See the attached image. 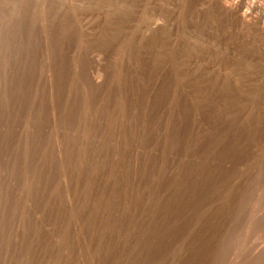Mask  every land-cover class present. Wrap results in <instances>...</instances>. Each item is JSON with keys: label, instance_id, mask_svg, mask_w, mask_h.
Segmentation results:
<instances>
[{"label": "rangeland", "instance_id": "rangeland-1", "mask_svg": "<svg viewBox=\"0 0 264 264\" xmlns=\"http://www.w3.org/2000/svg\"><path fill=\"white\" fill-rule=\"evenodd\" d=\"M210 5V0H0V264H114L117 255L120 264L140 256L147 262L140 264L255 263L264 233L249 236L256 229L247 226L260 218L253 211L264 218V100L257 105L264 57L239 27L219 25ZM241 78L249 79L251 89L242 104L227 86ZM245 108L250 112L229 134L227 119ZM227 145L242 155L233 157Z\"/></svg>", "mask_w": 264, "mask_h": 264}, {"label": "bare ground", "instance_id": "bare-ground-1", "mask_svg": "<svg viewBox=\"0 0 264 264\" xmlns=\"http://www.w3.org/2000/svg\"><path fill=\"white\" fill-rule=\"evenodd\" d=\"M211 1V8H212V14H214V16H215V18L220 22L219 23V25H221V26H225V25H230V28H232L233 26H235L236 28H238L239 27V29H240V32H242V34H243V37L245 38L244 40H246V41H248V42H250V40L251 39H253V42L252 43H254V44H256V46L258 47V53L259 52H261V55H262V57H264V0H210ZM208 8V7H207ZM134 12V11H133ZM43 17V16H42ZM41 17V18H42ZM44 19V18H43ZM213 20V19H212ZM105 21V20H104ZM214 21V20H213ZM107 22V21H106ZM211 22V21H210ZM211 23H215V22H211ZM210 24V23H209ZM106 25V24H105ZM214 25H216L215 27H213V28H215V30L217 31L218 29L220 30V28H218V27H220V26H217V24H214ZM212 26V25H211ZM212 28V27H211ZM228 28V27H227ZM226 28V29H227ZM223 29H225V28H223ZM233 29V28H232ZM215 30H214V32H215ZM228 30V29H227ZM226 30V31H227ZM107 31V30H106ZM212 31H213V29H212ZM222 31V30H221ZM234 31V30H233ZM223 32V31H222ZM235 32H237L236 31V29H235ZM239 32V33H240ZM213 33V32H212ZM229 33V32H228ZM213 34H215V33H213ZM218 34V33H217ZM216 35V34H215ZM214 35V36H215ZM222 34L220 33V36H221ZM223 35H224V32H223ZM226 35V34H225ZM224 35V36H225ZM232 35V34H231ZM236 35V34H235ZM219 36V35H218ZM5 38V37H4ZM214 38V37H213ZM240 37H238V39L237 40H239V43H240V39H239ZM211 39V38H210ZM218 39H221V38H218ZM223 39V38H222ZM234 41V40H233ZM246 41L244 42V43H246ZM238 42V41H237ZM242 42H243V40H242ZM11 43V42H10ZM14 43V42H13ZM251 43V42H250ZM230 44V43H229ZM12 45H14V44H12ZM11 45V46H12ZM243 45V44H242ZM246 45V44H245ZM251 45V44H250ZM249 45V46H250ZM253 45V44H252ZM211 46V45H210ZM240 46V45H239ZM254 46V45H253ZM255 46V47H256ZM18 47V46H17ZM218 47V46H217ZM244 47H246V46H243V48ZM242 48V47H241ZM249 48V47H248ZM251 48V47H250ZM249 48V49H250ZM256 50H257V48H255ZM216 50V49H215ZM242 50V49H241ZM13 51H15V49L13 50ZM16 51H17V49H16ZM244 51H247L246 50V48L244 49ZM243 51V52H244ZM12 52V51H11ZM225 52V51H224ZM216 53V52H215ZM219 53V52H218ZM251 53V52H250ZM244 54H245V52H244ZM248 54V53H247ZM11 55V54H10ZM111 55V54H110ZM227 57H229V56H227ZM125 59V58H124ZM48 60V59H47ZM59 60V59H58ZM215 60V59H214ZM213 60V61H214ZM227 62V61H226ZM19 63V62H18ZM238 63H240V59H238ZM237 63V64H238ZM242 63H243V61H242ZM257 63V62H256ZM241 64V63H240ZM244 64V63H243ZM12 65V64H11ZM242 65V64H241ZM18 66V65H17ZM8 67V66H7ZM22 67V66H21ZM62 67V66H61ZM237 67V66H236ZM242 68V67H241ZM247 68V67H246ZM263 68H264V65H263ZM243 69H245V68H243ZM219 70H220V68H219ZM229 70V69H228ZM246 70V69H245ZM252 70V69H251ZM217 71V70H216ZM11 72V71H10ZM98 72V71H97ZM182 71H180V73H181ZM210 72H212V70H210ZM240 72V71H239ZM243 72V70L241 71V73ZM246 72H247V70H246ZM256 72V71H255ZM27 73V72H26ZM81 73V72H80ZM183 74H184V72H182ZM181 73V74H182ZM2 74V73H1ZM192 74H194V73H192ZM221 74V73H220ZM223 74V73H222ZM231 74H232V72H231ZM262 74V73H261ZM225 75V74H224ZM244 75V74H243ZM246 75H247V73H246ZM184 76V75H183ZM207 76V75H206ZM231 76V75H230ZM233 76V75H232ZM231 76V77H232ZM240 77L242 76V75H239ZM250 76V75H249ZM244 77H246L245 75H244ZM195 78V77H194ZM209 78H210V76H209ZM232 78H234V77H232ZM248 77H246V79H247ZM201 79V78H200ZM213 79V78H212ZM228 79H229V77H228ZM260 79V78H259ZM76 80V79H75ZM181 80V79H180ZM249 80V79H248ZM248 80H245V79H243V78H241L240 79V81L239 82H233V79H231V80H229V83H227V86H229V89H228V92H229V95H230V97L232 98L233 97V94L235 93V92H238V94H235V96L237 97V100H238V103H241L242 101H245V98H244V95H243V93L244 92H248L249 93V91H251V89L249 88V85H248ZM52 81V80H51ZM195 81V80H194ZM199 81V80H198ZM183 83V82H182ZM195 83V82H194ZM257 83H258V81H257ZM260 83V82H259ZM8 84V83H7ZM192 84H193V82H192ZM195 84H197V83H195ZM199 84V83H198ZM197 84V85H198ZM187 85V84H186ZM200 85V84H199ZM56 86V85H55ZM104 86V85H103ZM199 87V86H198ZM179 88H180V86H179ZM178 88V89H179ZM183 88V87H182ZM185 88V87H184ZM190 88H192V87H190ZM216 88V87H215ZM260 88H264V76H263V78H262V83H261V87ZM26 89V88H25ZM187 89V88H186ZM24 90V89H23ZM192 90V89H191ZM205 90V89H204ZM212 90V89H211ZM259 90V89H258ZM26 92V91H25ZM198 92V91H197ZM196 92V93H197ZM204 92V91H203ZM214 92V91H213ZM254 92V91H253ZM253 92H251V93H253ZM200 94V93H199ZM227 94V93H226ZM51 95H52V93H51ZM176 95V94H175ZM197 95V94H196ZM248 95V94H247ZM13 96V95H12ZM177 96V95H176ZM220 96V95H219ZM9 97V96H8ZM49 97V96H48ZM54 97V96H53ZM195 97V96H194ZM196 97H198V96H196ZM224 97V96H223ZM226 97V96H225ZM7 98V97H6ZM51 98V97H50ZM118 98V97H117ZM257 98H259V99H257V105H258V101H259V104L260 103H262V100H264V90L262 91V92H259V94H258V96H257ZM10 99V98H9ZM178 99V98H177ZM221 99V98H220ZM223 99H225L226 100V98H223ZM223 99H221V100H223ZM256 99V98H255ZM254 99V100H255ZM12 100V99H11ZM49 100H51V99H49ZM118 100V99H117ZM116 100V101H117ZM37 101V100H36ZM35 101V102H36ZM213 101V100H212ZM227 102H228V100H226ZM225 101V102H226ZM14 102V101H13ZM32 102V101H31ZM55 102V101H54ZM57 102V101H56ZM178 102V101H177ZM181 102V101H180ZM183 102V101H182ZM255 102V101H254ZM264 102V101H263ZM27 103V102H26ZM60 103V102H59ZM36 104H38V103H36ZM52 104H54V103H52ZM70 104H72V103H70ZM223 104V103H222ZM242 104V103H241ZM240 104V105H241ZM245 104V103H244ZM250 104V103H249ZM256 104V103H255ZM49 105V104H48ZM57 105V104H56ZM55 104H54V107L56 106ZM180 105V104H179ZM218 105V104H217ZM261 105V104H260ZM264 105V104H263ZM262 105V106H263ZM10 106V105H9ZM188 106V105H187ZM255 106V105H254ZM38 107V106H37ZM213 107V106H212ZM256 107V106H255ZM261 107V106H260ZM264 107V106H263ZM262 107V108H263ZM15 108H17V107H15ZM185 108V107H184ZM217 108V107H216ZM226 108V107H225ZM6 109V108H5ZM79 109V108H78ZM220 109V108H219ZM227 110H228V107L226 108ZM1 110V109H0ZM21 110V109H20ZM20 110H19V112H20ZM167 110V109H166ZM178 110V109H177ZM195 110V109H194ZM218 110V109H217ZM224 110V109H223ZM226 110V111H227ZM239 110V111H238ZM248 110V112H250L249 110L250 109H244V110H240V109H236V111H238L236 114H235V116L234 117H232V116H230L228 119H227V121H226V123H227V130H228V133L230 134V132L232 131V130H236V128L235 129H233V127H234V125L236 124V123H238V122H242V117H243V115L245 114V111H247ZM255 110V108H253V111ZM3 111V110H2ZM10 111V113H11V110H9ZM78 111H80V110H78ZM171 111V110H170ZM235 111V112H236ZM261 112H262V110H260ZM59 112V111H58ZM197 112V111H196ZM229 112V111H228ZM256 112V111H255ZM257 112H258V110H257ZM4 113V112H3ZM5 113H6V111H5ZM67 113V112H66ZM189 113H190V111H189ZM211 113H213V112H211ZM262 113H264V112H262ZM25 114V113H24ZM214 114V113H213ZM229 114H230V112L227 114V116H229ZM233 113H231V115H232ZM255 115H256V113H254ZM6 115H7V113H6ZM17 115V114H16ZM68 115V114H67ZM79 115V114H78ZM165 115V114H164ZM163 115V116H164ZM177 115V114H176ZM252 115V114H251ZM262 115V114H261ZM18 116V115H17ZM28 116V115H27ZM38 116H40V115H38ZM74 116V115H73ZM207 116V115H206ZM19 117V116H18ZM52 117V116H51ZM210 117V116H209ZM226 117V116H225ZM246 117V116H245ZM244 117V118H245ZM38 118V117H37ZM172 117H170V119H171ZM200 118V117H199ZM212 118V117H211ZM227 118V117H226ZM251 118H253V117H251ZM260 118H262V117H260ZM20 119V118H19ZM255 119H256V117H255ZM16 120V119H15ZM17 120H18V118H17ZM31 120V119H30ZM244 120V119H243ZM250 120V119H249ZM24 121V120H23ZM199 121H201V120H199ZM208 121V120H207ZM251 121V120H250ZM253 121V120H252ZM259 121V120H258ZM0 122H1V120H0ZM6 122V121H5ZM69 122V121H68ZM79 122V121H78ZM164 122V121H163ZM210 122V121H209ZM220 122V121H219ZM246 121H244V123H245ZM257 122V121H256ZM7 123V122H6ZM5 123V124H6ZM53 123V122H52ZM59 123H61V122H59ZM179 123V122H178ZM183 123V122H182ZM212 123V122H211ZM243 123V124H244ZM250 123V122H249ZM264 123V122H263ZM2 124V123H1ZM24 124V123H23ZM29 124H30V122H29ZM33 124V123H32ZM66 124H67V122H66ZM71 124V123H70ZM175 124V123H174ZM224 124V123H223ZM222 124V126H224ZM243 124H241L242 126H243ZM256 124V123H255ZM258 124H260V123H258ZM17 125V124H16ZM188 125V124H187ZM236 125H238V124H236ZM239 125H240V123H239ZM240 125V126H241ZM245 125H247V124H245ZM32 126V125H31ZM173 126V125H172ZM250 126H251V124H250ZM259 126V125H258ZM258 126H256L257 128H258ZM264 126V125H263ZM14 127H15V125H14ZM29 127H30V125H29ZM32 127H34V126H32ZM40 127V126H39ZM188 127V126H187ZM239 126H237V128H238ZM246 127H248V126H246ZM253 127V126H252ZM251 127V128H252ZM43 128V127H42ZM59 128V127H58ZM183 128V127H182ZM204 128V127H203ZM206 128V127H205ZM213 128V127H212ZM245 128V127H244ZM262 128V127H261ZM260 128V129H261ZM264 128V127H263ZM31 129V128H30ZM168 129V128H167ZM224 129H226V128H224ZM246 129V128H245ZM244 129V130H245ZM254 129V128H253ZM253 129H252V131H253ZM256 129V128H255ZM259 129V128H258ZM60 130V129H59ZM125 130V129H124ZM164 130V129H163ZM239 130V129H238ZM29 131V130H28ZM34 131V130H33ZM39 131V130H38ZM41 131V130H40ZM43 131V130H42ZM225 131V133H226V130H224ZM242 131H243V129H242ZM247 131V130H246ZM251 131V132H252ZM3 132H5V131H3ZM14 132H15V130H14ZM22 132V131H21ZM184 132V131H183ZM186 132V131H185ZM193 132V131H192ZM202 132V131H201ZM236 132V131H235ZM240 132H241V130H240ZM249 132V131H248ZM10 133V132H9ZM38 133V132H37ZM56 133V132H55ZM182 133V132H181ZM191 133V132H190ZM194 133H196V132H194ZM232 133V132H231ZM237 133H239V131H237ZM242 133V132H241ZM243 133H245L244 131H243ZM242 133V134H243ZM247 133V132H246ZM255 133V132H254ZM257 133V132H256ZM12 134V133H11ZM10 134V135H11ZM17 134V133H16ZM115 134V133H114ZM141 134V133H140ZM162 134V133H161ZM184 134V133H183ZM201 134V133H200ZM203 134V133H202ZM228 134V135H229ZM247 134H249V133H247ZM251 134V133H250ZM258 134H260V132L258 133ZM257 134V135H258ZM24 135V134H23ZM80 135V134H79ZM177 135V134H176ZM196 135H198V134H196ZM195 135V136H196ZM226 135V134H225ZM238 135V134H237ZM244 135V134H243ZM256 134H255V137L257 136ZM58 136V135H57ZM73 136V135H72ZM185 136V135H184ZM213 136H215V135H213ZM239 136H241V135H239ZM246 136H248V135H246ZM252 136V135H251ZM260 136H261V134H260ZM12 137V136H11ZM59 137V136H58ZM197 137V136H196ZM195 137V138H196ZM217 136H215V138H216ZM219 137V136H218ZM225 137V136H224ZM233 137H234V135H233ZM195 138H193V139H195ZM220 138H222V137H220ZM239 139L240 138H243V137H238ZM245 138V137H244ZM250 138V137H249ZM259 138V137H258ZM190 139V138H189ZM229 139V138H228ZM228 139H225L226 141L228 140ZM233 139H235V138H233ZM263 139V138H262ZM185 140V139H184ZM200 140V139H199ZM202 140V139H201ZM236 140H237V136H236ZM242 140V139H241ZM246 140H247V138H246ZM245 140V141H246ZM252 140V139H251ZM251 140H249V141H251ZM136 141V140H135ZM213 141V140H212ZM215 141V140H214ZM229 141H231V139L229 140ZM229 141H228V143H229ZM12 142H13V140H12ZM206 142V141H205ZM221 142V141H220ZM236 141H234V143H235ZM241 142V141H240ZM244 142V141H243ZM222 143V142H221ZM238 143V142H237ZM245 143V142H244ZM242 144V145H245V144ZM247 143H249L248 141H247ZM38 144V143H37ZM62 144V143H61ZM76 144V143H75ZM78 144V143H77ZM81 144V143H80ZM172 144V143H171ZM170 144V145H171ZM174 144V143H173ZM178 144V143H177ZM224 144V143H223ZM226 144H227V142H226ZM229 144H232L233 145V142L232 143H229ZM239 144V143H238ZM238 144L236 145V147L238 146ZM250 144H251V142H250ZM22 145H24V144H22ZM183 145H184V143H183ZM195 145V144H194ZM218 145V144H217ZM220 145V144H219ZM249 144H247V146H248ZM21 146V145H20ZM32 146H33V144H32ZM79 146V145H78ZM172 146V145H171ZM170 146V147H171ZM180 146V145H179ZM226 146V145H225ZM231 145H227V147L229 148L228 150H230V147ZM240 146V145H239ZM246 146V147H247ZM15 147V146H14ZM43 147V146H42ZM65 147V146H64ZM244 146H242V149L245 151V149L243 148ZM264 147V146H263ZM44 148V147H43ZM191 148V147H190ZM194 148V147H193ZM196 148V147H195ZM195 148H194V150H195ZM199 148V147H198ZM234 148H235V145H234ZM240 148V147H239ZM79 149V148H78ZM172 149V148H171ZM174 149V148H173ZM226 149V148H225ZM9 150V149H8ZM193 150V149H192ZM191 150V151H192ZM232 150V149H231ZM230 150V151H231ZM240 150V149H239ZM20 151H22V150H20ZM48 151V150H47ZM87 151V150H86ZM166 151V150H165ZM174 151V150H173ZM199 151V150H198ZM212 151H214V149H212ZM223 151V150H222ZM237 151V149H235V152ZM258 151V150H257ZM178 152H180V151H178ZM185 152V151H184ZM193 152V151H192ZM216 152V151H215ZM229 152V151H228ZM240 152V151H239ZM262 152V151H261ZM69 153V152H68ZM112 153V152H111ZM200 153V152H199ZM202 153V152H201ZM203 153H205V152H203ZM207 153H209V152H207ZM232 153H233V157H235L234 155H237L238 153L236 152L235 154H234V151L232 150ZM256 153V152H255ZM11 154V153H10ZM37 154V153H36ZM35 154V155H36ZM66 154V153H65ZM139 154V153H138ZM169 154V153H168ZM167 154V155H168ZM183 154V153H182ZM216 154V153H215ZM246 154V153H245ZM244 154V155H245ZM249 154V153H248ZM259 154V153H258ZM61 155H62V153H61ZM171 155V154H170ZM175 155V154H174ZM197 155V154H196ZM214 155V154H213ZM242 155V154H241ZM240 154H238L237 156H241ZM243 155V156H244ZM251 155V154H250ZM249 155V156H250ZM261 155V154H260ZM64 156V155H63ZM160 156V155H159ZM173 156V155H172ZM242 156V157H243ZM258 156V155H257ZM31 157V156H30ZM198 157V156H197ZM217 157V156H216ZM245 157H247V155L245 156ZM252 157V156H251ZM263 157V156H262ZM261 157V158H262ZM65 158V157H64ZM151 158V157H150ZM191 158V157H190ZM210 158V157H209ZM237 158V157H236ZM244 158V157H243ZM254 158V157H253ZM253 158H252V160H253ZM26 159V158H25ZM47 159V158H46ZM59 159H60V157H59ZM62 159V158H61ZM116 159V158H115ZM146 159V158H145ZM162 159H164V158H162ZM182 159H183V157H182ZM204 159V158H203ZM220 160H222L221 159V157L219 158ZM245 159V158H244ZM247 159L249 160V157H247ZM255 159V158H254ZM257 159V158H256ZM255 159V160H256ZM42 160V159H41ZM45 160V159H44ZM150 160V159H149ZM189 160V159H188ZM201 160V159H200ZM206 160V159H205ZM215 160H217V159H215ZM30 161V160H29ZM66 161V160H65ZM64 161V162H65ZM225 161H227V159L225 160ZM243 161V162H242ZM241 161V163L243 164L244 163V160H242ZM247 161V160H246ZM260 161H262V160H260ZM259 160H258V162H260ZM48 162V161H47ZM64 162H62V163H64ZM159 162V161H158ZM157 162V163H158ZM178 162V161H177ZM239 162V161H238ZM238 162H236V163H238ZM253 162H254V160H253ZM145 163V162H144ZM163 163V162H162ZM176 163V162H175ZM192 163V162H191ZM210 163V162H209ZM220 163V162H219ZM228 163V162H227ZM232 163V162H231ZM179 164V163H178ZM177 164V165H178ZM190 164V163H189ZM201 164V163H200ZM203 164V163H202ZM222 164V163H221ZM225 164V163H224ZM107 165V164H106ZM160 165V164H159ZM230 166L232 165V164H229ZM179 166V165H178ZM182 166V165H181ZM204 166V165H203ZM206 166V165H205ZM210 166V165H209ZM238 166V165H237ZM236 166V167H237ZM239 166H241V165H239ZM248 165H246V167H247ZM260 166V165H259ZM263 166V165H262ZM13 167V166H12ZM15 167V166H14ZM32 167V166H31ZM159 167V166H158ZM243 166H241L240 168H242ZM38 168V167H37ZM50 168V167H49ZM160 168V167H159ZM162 168V167H161ZM163 168H164V166H163ZM185 168V167H184ZM225 168V167H224ZM223 168V169H224ZM249 168V167H248ZM257 168H258V166H257ZM261 168V166L259 167V169ZM5 169V168H4ZM10 169V168H9ZM171 169V168H170ZM227 169V168H226ZM233 169V168H232ZM16 170V169H15ZM178 170V169H177ZM177 170H175V171H177ZM187 170V169H186ZM200 170H201V168H200ZM207 170H208V168H207ZM237 170V169H236ZM239 170H242V169H239ZM238 170V171H239ZM244 170V169H243ZM246 170V169H245ZM253 170V169H252ZM258 170V169H257ZM172 171V170H171ZM174 171V170H173ZM192 170H190V172H191ZM202 171V170H201ZM231 171V170H230ZM237 171V172H238ZM247 171V170H246ZM9 172V171H8ZM12 172V171H11ZM17 172V170L15 171V173ZM37 172V171H36ZM46 172V171H45ZM189 172V171H188ZM232 172V171H231ZM234 172H236L235 171V169H234V171L232 172V173H234ZM237 172L236 173H234V174H237ZM240 172V171H239ZM245 172V171H244ZM259 172V171H258ZM1 173V172H0ZM3 173V172H2ZM10 173V172H9ZM192 173V172H191ZM194 173V172H193ZM199 173V172H198ZM205 173V172H204ZM228 173V172H227ZM181 174V173H180ZM9 175V174H8ZM17 175V174H16ZM197 175V174H196ZM228 175V174H227ZM245 175V174H244ZM248 175V174H247ZM247 175H245V176H247ZM19 176V175H18ZM67 176V175H66ZM199 176V175H198ZM201 176V175H200ZM205 176H206V174H205ZM225 176H226V174H225ZM225 176H223L224 178H225ZM237 176V175H236ZM236 176H234V177H236ZM239 176V175H238ZM238 176H237V179H238ZM7 177H9V176H7ZM176 177H177V175H176ZM233 176L230 178V177H228V178H230L231 180L234 178ZM242 177H244V176H242ZM13 178V177H12ZM49 178V177H48ZM75 178V177H74ZM250 178V177H249ZM140 179V178H139ZM206 179H207V177H206ZM230 179H228V181L229 182H231L230 181ZM245 179H247L246 177H245ZM24 180V179H23ZM49 180V179H48ZM183 180V179H182ZM210 180V179H209ZM217 180V179H216ZM215 180V181H216ZM224 180V179H223ZM225 180H227L226 178H225ZM234 180V179H233ZM244 180V179H243ZM261 180V179H260ZM15 181H16V179H15ZM65 181V180H64ZM111 181V180H110ZM159 181V180H158ZM170 181H172V180H170ZM214 181V182H215ZM1 182V181H0ZM9 182V181H8ZM19 182V181H18ZM72 182V181H71ZM134 182V181H133ZM200 182V181H199ZM233 182H235V184H236V181L234 180ZM2 183V182H1ZM148 183V182H147ZM168 183V182H167ZM187 183V182H186ZM224 183V182H223ZM226 183H227V181L223 184V186H226ZM238 184H239V180H238V182H237ZM243 183V182H242ZM251 183V182H250ZM249 183V184H250ZM22 184V183H21ZM41 185H42V182L40 183ZM165 184V183H164ZM228 184H230V183H228ZM227 184V185H228ZM235 184H233V185H235ZM244 184H245V180H244ZM3 185V184H2ZM134 185V184H133ZM232 185V184H231ZM232 185V186H233ZM237 185V184H236ZM16 186H19V185H16ZM43 186V185H42ZM137 185H135V187H136ZM144 187L146 186V185H143ZM153 186V185H152ZM162 186L163 185H161V188H162ZM165 186V185H164ZM163 186V187H164ZM192 187H193V185H191ZM240 186V185H239ZM242 186H243V184H242ZM241 186V187H242ZM249 186V185H248ZM74 187V186H73ZM138 187V186H137ZM141 187V186H140ZM143 187V188H144ZM154 187V186H153ZM176 187H178V186H176ZM182 187V186H181ZM191 187V188H192ZM214 187H215V185H214ZM229 187V186H228ZM250 188L251 187H253V185L252 186H249ZM5 188V187H4ZM39 188V187H38ZM160 188V189H161ZM216 188V187H215ZM221 188V187H220ZM223 188V187H222ZM249 188V190H251ZM145 189H146V187H145ZM149 189V188H148ZM150 189H151V187H150ZM160 189H158L159 190V192L160 191H163V190H160ZM163 189V188H162ZM179 189H181V188H179ZM227 189V188H226ZM229 189H230V187H229ZM233 189V188H232ZM241 189H243V188H241ZM245 189H247V188H245ZM45 190V189H44ZM137 190V189H136ZM144 190V189H143ZM151 190H154L153 188L151 189ZM165 190V189H164ZM167 190H169V189H167L166 188V190L165 191H167ZM208 190V189H207ZM225 190V189H224ZM223 190V191H224ZM237 190V189H236ZM248 190V189H247ZM253 190V189H252ZM262 190V189H261ZM33 191H34V189H33ZM39 191V190H38ZM109 191V190H108ZM148 191V190H147ZM184 191V190H183ZM195 191V190H194ZM206 191V190H205ZM204 191V192H205ZM226 191V190H225ZM239 191H241V190H239ZM243 191V190H242ZM254 191V190H253ZM66 192V191H65ZM129 192V191H128ZM153 192V191H152ZM173 192V191H172ZM196 192V191H195ZM229 193H231L232 194V191H228ZM234 192V191H233ZM244 192H245V190H244ZM247 192V191H246ZM257 192V191H256ZM23 193H24V191H23ZM43 193V192H42ZM73 192H71V194H72ZM177 193H179V191L177 192ZM216 193V192H215ZM228 193V194H229ZM260 193V192H259ZM25 194V193H24ZM155 194V193H154ZM157 194V193H156ZM174 194H175V192H174ZM194 194V193H193ZM224 194V193H223ZM227 194V193H226ZM241 194V193H240ZM239 194V195H240ZM31 195V194H30ZM153 195V194H152ZM167 195V194H166ZM169 195V194H168ZM218 195V194H217ZM216 195V196H217ZM225 195V194H224ZM232 195H234V194H232ZM263 195H264V193H263ZM263 195H262V197H263ZM72 196V195H71ZM206 196V195H205ZM243 196V195H242ZM33 197V196H32ZM134 197V196H133ZM207 197V196H206ZM218 197V196H217ZM225 197H227V195L225 196ZM236 197H237V195H236ZM240 197H241V195H240ZM244 197V196H243ZM242 197V198H243ZM258 197H260V196H258ZM257 197V198H258ZM262 197H260L259 199H261ZM162 198H164V197H162ZM229 199H230V197H228ZM235 197L233 196V199H234ZM264 198V197H263ZM134 199H136V198H134ZM169 199H170V196H169ZM173 199V198H172ZM176 199V198H175ZM223 199V198H222ZM224 199H226V198H224ZM224 199H223V201H224ZM251 199V198H250ZM255 199V198H254ZM47 200V199H46ZM179 200V199H178ZM185 200V199H184ZM209 200V199H208ZM236 200V199H235ZM244 200V199H243ZM241 201V203H243L244 201H246V202H244V204L246 205L247 204V200H246V197H245V200L244 201ZM264 200V199H263ZM71 201V200H70ZM226 201H227V199H226ZM230 201V200H229ZM239 201H240V199H239ZM238 201V202H239ZM257 201V200H256ZM1 202V201H0ZM68 202V201H67ZM74 202V201H73ZM136 202V201H135ZM177 202V201H176ZM187 202V201H186ZM206 202V201H205ZM231 202V201H230ZM238 202L236 203L237 205H238ZM248 202H249V200H248ZM3 203V202H2ZM80 203V202H79ZM133 203H134V201H133ZM147 203V202H146ZM171 203V202H170ZM175 203V202H174ZM179 203V202H178ZM188 203V202H187ZM223 204H224V202H222ZM241 203H239V204H241ZM249 203H251V202H249ZM254 203H255V201H254ZM260 203V202H259ZM1 204V203H0ZM19 204V203H18ZM150 204V203H149ZM169 204V203H168ZM167 204V205H168ZM180 204V203H179ZM192 203L190 202V205H191ZM235 204V205H236ZM243 204V207L245 206ZM257 204H258V202H257ZM261 204V203H260ZM45 205V204H44ZM85 205H86V203H85ZM220 205V204H219ZM222 205V204H221ZM225 205V204H224ZM234 205V206H235ZM237 205H236V208H237ZM255 205H256V203H255ZM22 206V205H21ZM56 206V205H55ZM71 206V205H70ZM69 206V207H70ZM146 206H147V204H146ZM173 205L171 204V208H173L172 207ZM181 206V205H180ZM187 206H189V205H187ZM191 206H193V205H191ZM248 206V204L246 205V207ZM253 206V205H252ZM77 207V206H76ZM142 207H144V206H142ZM142 207H141V210H146V209H142ZM149 207V206H148ZM161 207V206H160ZM169 207H170V205H169ZM169 207H167L168 209H169ZM177 207H179L178 205H177ZM182 207V206H181ZM242 206H240V208H241ZM242 207V208H243ZM85 208V207H84ZM127 208H128V206H127ZM130 208H132L131 206H130ZM190 207H188V209H189ZM192 208V207H191ZM205 208V207H204ZM220 208V207H219ZM241 208V209H242ZM174 209V208H173ZM178 209V208H177ZM182 209V208H181ZM214 209V208H213ZM226 209H228V208H226ZM234 210H235V208H233ZM232 209V210H233ZM241 209H239V211H241ZM243 209H245V208H243ZM242 209V210H243ZM130 210V209H129ZM174 210H176V209H174ZM185 210V212H186V208L184 209ZM233 210V211H234ZM237 210V209H236ZM247 211L249 210L250 211V209H246ZM257 210H258V208H257ZM24 211V210H23ZM161 211V210H160ZM173 211V210H172ZM214 211V210H213ZM216 211V210H215ZM247 211H245V214H244V216H246L247 214H246V212ZM253 210H251L250 212H252ZM138 212H140V210H138ZM143 212V211H142ZM167 212V210L165 211V213ZM177 212V211H176ZM181 212V211H180ZM183 212V211H182ZM203 212V211H202ZM209 212H212V211H209ZM208 212V213H209ZM235 212V211H234ZM233 212V213H234ZM243 212V211H242ZM254 212H256V211H253V214L254 215H257L258 217H260L259 219H255L254 220V222H250L249 223V225H248V223H246L248 226L247 227H249L250 228V230H251V228H253L252 230H258V231H253V232H255V233H248V235L249 236H251L252 234H256L257 232H260V229H261V231L264 233V218L262 219L261 218V216H259L258 214H255ZM100 213V212H99ZM141 213V212H140ZM165 213H163V214H165ZM170 213V212H169ZM179 213V212H178ZM226 213V212H225ZM241 213V212H240ZM244 213V212H243ZM243 213L241 214V215H243ZM80 214V213H79ZM146 214V213H145ZM162 214V213H161ZM171 214V213H170ZM215 214V213H214ZM249 214V213H248ZM135 215H137V213L135 214ZM138 215H140V214H138ZM137 215V216H138ZM167 215V214H166ZM224 215V214H223ZM222 215V216H223ZM228 215V213L226 214V216ZM235 215H237V214H235ZM240 215V214H239ZM252 215V214H251ZM144 216V215H143ZM168 216H170L169 214H168ZM168 216H167V218H168ZM216 216V215H215ZM225 216V217H226ZM229 216V215H228ZM250 215H248V219L250 220V217H252L251 219H253L254 217H256V216H250ZM263 216V215H262ZM15 217H16V215H15ZM132 217V216H131ZM140 217V216H139ZM186 217V216H185ZM188 217V216H187ZM211 217V216H210ZM8 218V217H7ZM164 218H166V216L164 217ZM175 218H176V216H175ZM189 218V217H188ZM204 218V217H203ZM230 218H232V217H230ZM230 218H228V219H226V220H229ZM240 218H241V216H240ZM243 218V217H242ZM15 219V218H14ZM181 219V217H179V220ZM182 219H185V218H182ZM211 219V218H210ZM209 219V220H210ZM235 219H236V217H235ZM234 219V220H235ZM239 219V218H238ZM79 220V219H78ZM132 220H133V218H132ZM136 220V219H135ZM142 220V219H141ZM155 220V219H154ZM153 220V221H154ZM164 220V219H163ZM166 220H169V219H166ZM177 220H178V218H177ZM208 220V221H209ZM3 221V220H2ZM10 221V220H9ZM126 221V220H125ZM138 221H140V220H138ZM201 221H203V220H201ZM207 221V222H208ZM216 221V220H215ZM222 221V220H221ZM230 221V220H229ZM233 221V220H232ZM236 221H238L237 219H236ZM136 222V221H135ZM162 222H164V221H162ZM176 222L177 221H175V222H173V223H175L176 224ZM182 222H185V221H182ZM188 222V221H187ZM194 222V221H193ZM213 222V221H212ZM211 222V223H212ZM231 222V221H230ZM243 222V221H242ZM242 222H239V223H241V224H245V222L244 223H242ZM247 222V221H246ZM39 223V222H38ZM80 223V222H79ZM142 223H144V221H142ZM141 222H140V225L142 224ZM158 223V222H157ZM166 223V222H165ZM171 223V222H170ZM169 223V224H170ZM178 223L179 222H177V227L179 226L178 225ZM215 223V222H214ZM232 223V222H231ZM231 223H229V224H231ZM131 224H133L132 222H131ZM137 223H135V225H136ZM148 224V223H147ZM146 223H145V225H147ZM153 224V223H152ZM162 224V223H161ZM167 224V223H166ZM182 224H184V223H182ZM191 223H189V225H190ZM208 224V223H207ZM216 224V223H215ZM228 224V223H227ZM233 224H234V222H233ZM240 224V225H241ZM251 224V225H250ZM76 225V224H75ZM143 225V224H142ZM155 225V224H154ZM160 225V224H159ZM184 225H186L187 226V224H184ZM243 225H241V227H239V225H238V227L239 228H243L244 226ZM12 226V225H11ZM137 226V225H136ZM135 226V227H136ZM173 226V228L175 227L174 225H172ZM229 226V225H228ZM234 226H236L235 224L232 226V227H234ZM155 227V226H154ZM188 227V226H187ZM190 227V226H189ZM213 227V226H212ZM230 227V226H229ZM231 227V228H232ZM247 227H245V229L247 228ZM146 228V227H145ZM153 228V227H152ZM158 228V227H157ZM162 228V227H161ZM168 228H170V227H168L167 226V229ZM179 228V227H178ZM178 228H176L177 230H178ZM238 228V229H239ZM35 229V228H34ZM138 230H140V232H141V229L143 230V228H137ZM167 229L166 228H163V230H165V232H167L168 233V231H167ZM175 229V228H174ZM180 229V228H179ZM194 229H196V228H194ZM193 229V230H194ZM208 229H210V228H208ZM134 231H136L135 230V228L133 229ZM137 230V231H138ZM150 230V229H149ZM170 231H171V228L169 229ZM187 230V229H186ZM192 230V229H191ZM197 230H198V228H197ZM196 230V231H197ZM200 230H202V229H200ZM207 230V229H206ZM223 230V229H222ZM233 230V229H232ZM242 230V229H241ZM249 230V229H248ZM6 231V230H5ZM133 231V232H134ZM160 231V230H159ZM169 231V232H170ZM27 232V231H26ZM130 232V231H129ZM128 232V233H129ZM131 232H132V230H131ZM139 232V231H138ZM147 232V231H146ZM148 232H150V231H148ZM147 232V233H148ZM155 232H156V230H155ZM161 232V231H160ZM180 232V231H179ZM211 232V231H210ZM217 232H219L220 233V231H217ZM248 232V231H247ZM252 232V231H251ZM261 232V233H262ZM2 233V232H1ZM137 232H135V234H136ZM151 233V232H150ZM154 233V232H153ZM171 233V232H170ZM182 233V232H181ZM207 233V232H206ZM205 233V234H206ZM219 233L217 234L218 236H219ZM4 234V233H3ZM131 235H133L132 233H130ZM134 234V235H135ZM144 234V233H143ZM142 234V235H143ZM149 234V233H148ZM147 234V235H148ZM161 234H163V232L161 233ZM175 234H177V232L175 233ZM179 234V233H178ZM184 234V233H183ZM194 234V233H193ZM223 234V233H222ZM245 234H246V231H245ZM29 235V234H28ZM134 235H133V237H134ZM147 235H145V236H147ZM164 235V234H163ZM194 235H196V234H194ZM204 235V234H203ZM210 235H213L212 233L210 234ZM209 235V236H210ZM232 235V234H231ZM247 235V234H246ZM253 235V236H254ZM137 236V235H136ZM138 236H140V235H138ZM145 236H144V238H145ZM185 236V235H184ZM189 236V235H188ZM192 236V235H191ZM198 236V235H197ZM259 236H260V234H259ZM132 237V236H131ZM142 237V236H141ZM164 237H165V235H164ZM164 237H161L162 239L164 238ZM167 237V236H166ZM175 237H176V235H175ZM174 237V238H175ZM183 237V236H182ZM181 237V238H182ZM193 237V236H192ZM203 237V236H202ZM207 237V236H206ZM213 237V236H212ZM225 237V239H227L226 238V235L224 236ZM229 237H230V235H229ZM232 237H233V235H232ZM248 237V236H247ZM261 237V236H260ZM260 237H258V238H260ZM262 237H264V236H262ZM135 238V237H134ZM151 238V237H150ZM158 238V237H157ZM156 238V239H157ZM168 238H170L169 236L167 237V238H165V240L167 239L168 240ZM180 238V239H181ZM187 238V237H186ZM189 238V237H188ZM191 238V237H190ZM216 238H218V237H216ZM215 238V239H216ZM236 238V237H235ZM241 238V237H240ZM3 239V238H2ZM5 239H6V237L4 238V242H5ZM10 239V238H9ZM19 239V238H18ZM21 239V238H20ZM33 239V238H32ZM116 239H118V238H116ZM154 239V238H153ZM161 239V240H162ZM183 239V238H182ZM192 239V238H191ZM212 239H214V238H212ZM233 239V238H232ZM231 239V240H232ZM11 240V239H10ZM9 240V241H10ZM132 240H134V239H132ZM135 240H137V239H135ZM134 240V241H135ZM143 240V239H142ZM146 240V239H145ZM166 240V241H167ZM172 240V239H171ZM188 240V239H187ZM207 240H209L208 239V237H207V239H206V241ZM237 240V239H236ZM243 240H245V239H243ZM242 240V241H243ZM139 241H140V239H139ZM159 241V240H158ZM179 241V240H178ZM194 241V240H193ZM196 241V240H195ZM233 241V240H232ZM242 241H240V239H239V242H242ZM133 242V241H132ZM136 242H138V240L136 241ZM144 242H146V241H144ZM147 242H148V240H147ZM155 242V241H154ZM162 242H165V241H163L162 240ZM177 242V241H176ZM182 242V241H181ZM190 242V241H189ZM205 242V241H204ZM234 242V241H233ZM245 242V241H244ZM119 243V242H118ZM135 243V242H134ZM150 243V242H149ZM170 243H172V241L170 242ZM202 243V242H201ZM37 244V243H36ZM132 244V243H131ZM131 244H130V246H131ZM144 244V243H143ZM151 244V243H150ZM155 244V243H154ZM164 244V243H163ZM184 244V243H183ZM199 245H200V243H198ZM213 244V243H212ZM234 244V243H233ZM239 244V243H238ZM117 245V244H116ZM161 245L162 244H160V247H161ZM175 245V244H174ZM180 245V244H179ZM195 245H197V244H195ZM224 245V244H223ZM232 245V244H231ZM18 246V245H17ZM24 246V245H23ZM133 246H134V244H133ZM138 246H140V245H138ZM147 246H149V245H147ZM158 246V245H157ZM186 246V245H185ZM189 246H191V245H189ZM204 246H206V244L204 245ZM208 246V245H207ZM233 246V245H232ZM241 246V245H240ZM3 247V246H2ZM25 247V246H24ZM103 247V246H102ZM135 247V246H134ZM145 247V246H144ZM150 247V246H149ZM156 247V246H155ZM163 247V246H162ZM165 247H167V246H165ZM169 247V246H168ZM172 247V246H171ZM170 247V248H171ZM177 248H178V246H176ZM188 247V246H187ZM192 247H193V245H192ZM199 247V246H198ZM210 247H212L211 246V244H210V246H209V248ZM219 247V246H218ZM234 247V246H233ZM104 248V247H103ZM141 248V247H140ZM146 248V247H145ZM144 248V249H145ZM148 248V247H147ZM169 248V249H170ZM175 248V247H174ZM182 248V247H181ZM190 248V247H189ZM197 248V247H196ZM231 248V247H230ZM135 249V248H134ZM134 249H133V251H134ZM158 249V248H157ZM173 249V248H172ZM172 249H170V250H172ZM184 249V248H183ZM213 249V248H212ZM242 249H244V248H242ZM257 249V248H256ZM2 250V249H1ZM0 250V251H1ZM155 250V249H154ZM167 250V249H166ZM176 251H177V249H175ZM197 250V249H196ZM226 250H228V249H226ZM229 250H231L232 251V249H229ZM248 250V249H247ZM17 251H18V249H17ZM50 251H51V249H50ZM142 251V250H141ZM159 251V250H158ZM161 251L163 252H165V250L163 249H161ZM194 251H195V249H194ZM199 251V250H198ZM208 251V250H207ZM257 251V250H256ZM131 251L129 250V253H130ZM161 252V253H162ZM173 252V251H172ZM171 252V253H172ZM204 252H205V249H204ZM213 252V251H212ZM227 252V251H226ZM128 253V254H129ZM182 253V252H181ZM180 253V254H181ZM188 253V252H187ZM198 253V252H197ZM205 253H207V252H205ZM210 253H211V250H210ZM33 254H34V252H33ZM107 254V253H106ZM119 254V253H118ZM164 254V253H163ZM166 254V253H165ZM174 255H176V253H173ZM202 254V253H201ZM238 254V253H237ZM244 254V253H243ZM40 255V254H39ZM52 255H54V254H52ZM116 255V254H115ZM136 255V254H135ZM148 255H150V253L148 254ZM169 255H170V253H169ZM172 255V254H171ZM252 255H254V253H252ZM47 256V255H46ZM109 256H112V255H109ZM152 256V255H151ZM177 256H179V255H177ZM183 256V255H182ZM181 256V257H182ZM214 255H212V257H213ZM228 256V255H227ZM235 255H233L232 257H234ZM238 256V255H237ZM43 257V256H42ZM60 257V256H59ZM132 257V256H131ZM131 257H127L128 259L127 260H129ZM168 257V256H167ZM211 256H209V258H210ZM215 257V256H214ZM213 257V258H214ZM231 257V258H232ZM240 257V256H239ZM251 257V256H250ZM41 258V257H40ZM47 258V257H46ZM126 258V257H125ZM171 258H173V257H171ZM170 258V259H171ZM184 258H185V256H184ZM202 258V257H201ZM208 258V257H207ZM227 258H230V255H229V257H227ZM254 258V260H255V263L252 261H249L248 263H250V264H264V245L262 244L261 245V247L258 249V251L256 252V254H255V256L253 257ZM50 259V258H49ZM66 258H64V260H65ZM132 259V262H131V264H140L141 262H143L144 260H145V258H143V257H141L140 256V258L139 259H136L135 257H134V260H133V258H131ZM185 259H187V258H185ZM184 259V260H185ZM196 259V258H195ZM203 259H205L204 257H203ZM251 259V258H250ZM126 260V259H125ZM125 260H123L124 262H125ZM152 260V259H151ZM158 260V259H157ZM199 260V259H198ZM209 260V259H208ZM213 260V259H212ZM227 260V259H226ZM247 260V259H246ZM33 261V260H32ZM40 261H42V259L40 260ZM69 261V260H68ZM121 261H122V258L120 257V255H117L116 256V260H115V263L114 264H120L121 263ZM131 261V260H130ZM129 261V262H130ZM163 261H165V260H163ZM194 261V260H193ZM202 261V260H201ZM205 261V260H204ZM210 261V260H209ZM209 261H207V263L209 262ZM219 261V260H218ZM217 261V262H218ZM248 261V260H247ZM50 262V261H49ZM156 262V264H157V261H155ZM160 262H162V261H160ZM159 262V263H160ZM203 262V261H202ZM240 262V261H239ZM244 262V261H243ZM242 262V263H243ZM128 263V262H127ZM144 263H147V262H145L144 261ZM143 263V264H144ZM154 263V262H153ZM195 263V262H194ZM201 263V262H200ZM199 263V264H200ZM226 263H227V261H226ZM247 263V264H248ZM38 264V263H37ZM148 264H150V263H148ZM161 264V263H160ZM164 264V263H163ZM196 264V263H195ZM209 264V263H208ZM210 264H211V262H210ZM229 264H231L230 262H229Z\"/></svg>", "mask_w": 264, "mask_h": 264}]
</instances>
